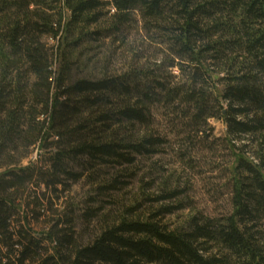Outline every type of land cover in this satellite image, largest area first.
I'll return each mask as SVG.
<instances>
[{
    "label": "trees",
    "instance_id": "obj_1",
    "mask_svg": "<svg viewBox=\"0 0 264 264\" xmlns=\"http://www.w3.org/2000/svg\"><path fill=\"white\" fill-rule=\"evenodd\" d=\"M136 16L164 52L154 68L63 84L41 36L76 46ZM154 102L182 106L195 133L221 119L239 141L232 212L169 229L156 219L166 208L80 244L66 192L82 173L68 165L156 152L160 138L136 132ZM0 264H264V0H0Z\"/></svg>",
    "mask_w": 264,
    "mask_h": 264
},
{
    "label": "rangeland",
    "instance_id": "obj_2",
    "mask_svg": "<svg viewBox=\"0 0 264 264\" xmlns=\"http://www.w3.org/2000/svg\"><path fill=\"white\" fill-rule=\"evenodd\" d=\"M106 23L103 19L89 30ZM141 26L136 16L124 32L87 37L76 46L72 44L74 39L58 43L49 35L41 36V42L53 71L63 74V84L68 85L80 79L122 75L136 67L154 68L164 52ZM166 71L175 78L174 82L178 81L177 69ZM33 79L29 75V80ZM214 87L209 90L217 92ZM181 108L173 103L154 102L149 106L147 122L136 125L138 136L160 138L153 154L132 152L131 163L120 160L101 164L86 158L70 162L69 168L82 173L79 180L68 181L66 192L67 202L74 208L73 227L80 244L89 243L103 228L123 218L144 219L166 208L171 212L156 219L169 229L185 225L196 213L216 218L232 212L238 152L232 143L239 145V141L231 140L224 121L213 117L201 127L202 131L193 132ZM120 130L125 131L122 127ZM54 140L51 137L48 142ZM47 151H32L22 165L39 164ZM110 184L114 188H100ZM171 193H174L171 198L160 199ZM91 209L95 210L93 216L84 217ZM35 232L41 233V226Z\"/></svg>",
    "mask_w": 264,
    "mask_h": 264
}]
</instances>
